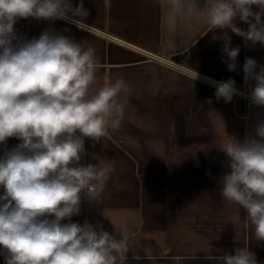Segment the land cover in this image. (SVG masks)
Returning <instances> with one entry per match:
<instances>
[{"label": "crops", "instance_id": "0c3cea01", "mask_svg": "<svg viewBox=\"0 0 264 264\" xmlns=\"http://www.w3.org/2000/svg\"><path fill=\"white\" fill-rule=\"evenodd\" d=\"M84 6L91 33L64 20L28 18L15 26L28 39L50 29L93 47L101 68L90 92L121 77L130 88L121 127L100 142L85 141L82 163L111 172L101 203L83 199L72 221L102 225L114 235L115 227L117 233L126 228L125 264H217L207 257L234 254L244 246L264 264V241L256 239L245 210L220 195L219 185L230 171L219 148L228 136L241 141L253 136L264 121V107L242 95L217 101L215 88L203 79L231 78L240 93H248L255 81L244 82L245 58L264 65V46L210 28L206 12L176 16L163 0H110L107 8L104 0H84ZM237 26L248 28L243 22ZM228 37L231 47L240 48L235 71L228 70L222 51ZM196 72L201 79L194 81ZM17 143L10 138L7 146Z\"/></svg>", "mask_w": 264, "mask_h": 264}, {"label": "clouds", "instance_id": "9594fccd", "mask_svg": "<svg viewBox=\"0 0 264 264\" xmlns=\"http://www.w3.org/2000/svg\"><path fill=\"white\" fill-rule=\"evenodd\" d=\"M176 16L207 14V24L227 29L251 45L264 46V0H163ZM107 8L110 0H104ZM256 6L258 11L253 10ZM90 12L79 0H0V255L4 264H125L130 251L127 229L110 234L102 225L72 222L83 199L100 202L111 169L82 163L85 141L100 142L122 124L130 88L121 77L91 86L101 63L86 41L45 29L28 39L16 24L34 18L64 20L89 33ZM248 25L247 30L237 26ZM227 68L235 71L239 46L224 40ZM248 98L264 106V65L245 58ZM201 79L196 72L193 80ZM215 88L217 101L229 103L242 93L234 79L203 78ZM211 103V99L206 101ZM227 135V134H226ZM228 136V135H227ZM19 143L9 148L8 140ZM230 169L219 178L220 195L243 208L264 241V121L243 141L228 136L221 148ZM67 221V222H64ZM140 260L139 255H134ZM208 259L217 264H258L247 246Z\"/></svg>", "mask_w": 264, "mask_h": 264}, {"label": "built area", "instance_id": "2783aa9c", "mask_svg": "<svg viewBox=\"0 0 264 264\" xmlns=\"http://www.w3.org/2000/svg\"><path fill=\"white\" fill-rule=\"evenodd\" d=\"M241 95L244 97V99L247 101V102H249V103H251V101H250V99L248 98V93H246L245 91H241ZM264 107V106H263Z\"/></svg>", "mask_w": 264, "mask_h": 264}, {"label": "trees", "instance_id": "16d2710c", "mask_svg": "<svg viewBox=\"0 0 264 264\" xmlns=\"http://www.w3.org/2000/svg\"><path fill=\"white\" fill-rule=\"evenodd\" d=\"M72 222H76V223H80V224H82L81 222H78V221H76V220H73Z\"/></svg>", "mask_w": 264, "mask_h": 264}]
</instances>
